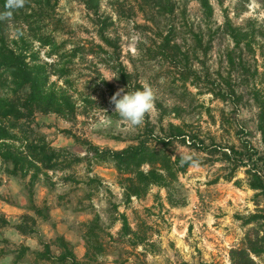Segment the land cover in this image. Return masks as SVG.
I'll return each instance as SVG.
<instances>
[{"label": "rangeland", "instance_id": "rangeland-1", "mask_svg": "<svg viewBox=\"0 0 264 264\" xmlns=\"http://www.w3.org/2000/svg\"><path fill=\"white\" fill-rule=\"evenodd\" d=\"M170 1L176 8V16L168 20L157 15L156 11L144 7L148 12L146 15L137 0H100V17L103 20L111 19L113 24L108 33L117 42L118 48L107 46L101 40L99 28L102 24L87 7L85 0H60L57 5L52 4L46 8L34 1L33 10L29 12L36 14L33 20L40 22L37 24L42 29L40 34L52 37L57 46L62 47L63 58L60 55L50 57V47L44 48L35 40H30L33 39V32L24 23L20 13L16 17L3 14L1 19L5 21V25L0 32V38L3 37L12 44L24 36L33 43L32 50L40 55L42 62L53 63L58 58L62 66L69 65L75 71L72 78L74 89L69 91L78 105L77 119L70 121L56 114L37 116L39 130L48 137L50 144L57 149H67L72 160H85L73 168L49 172L51 181L42 180L48 188L51 201L58 202L62 196L65 198L64 202L72 201L77 206L83 200L86 208L90 209L87 194L95 191L92 192L93 205L102 201L100 206L103 209L109 208L112 203L120 204L122 209L124 207L121 204L123 193L115 185L118 175L101 169L102 166L95 167L90 176L103 175V185L93 183L89 188L85 186L83 181L88 177L89 168L86 162L88 149L76 143L67 134L68 131L81 138L82 144L83 141H89L101 149L120 151L132 145L131 141L140 133L146 132L148 117L155 128L153 137H165L173 124L183 127L190 136L205 140L207 146H239L242 139L249 141L254 148L264 150L262 137L256 126L259 110L253 100L256 87L262 90L264 99V84H261L260 77L255 74L257 69L264 71V59L259 46L254 43L256 52L253 54L247 51L244 55L251 72L244 74L241 71H232V85L242 97L239 103L231 95L224 102L211 92H229L226 84V54L234 48V43L225 32L227 20L235 27L247 28L254 22L256 29L264 28L262 0H209L214 10L210 19L204 14L201 0ZM153 17L155 21L150 20ZM173 25L175 33L171 41L173 45L181 46L182 52H171L166 58L160 54V44L174 28ZM197 36L203 46H200ZM99 45L109 55L100 52ZM79 47L90 54L70 63V53ZM90 51H97L99 55H92ZM205 51H208L207 55ZM185 53H189L192 58L190 65L181 59ZM109 57L122 63L143 86H151L154 91V107L146 114L145 124L139 128H133L115 114L104 83L115 86L119 91L124 88L118 83L115 72L105 64ZM188 68H193L196 76H190L194 73L187 71ZM188 76L190 78L187 79ZM52 80L57 81L58 86L66 87L57 77ZM247 131L253 133V136L247 138ZM172 150L180 155L194 156L200 161L198 167H191L180 178L184 187L185 205L171 207L167 200L168 191L153 188V192L145 199L146 203L141 205L143 208L138 213L133 210L130 215V224L139 232L140 238L148 239V246L136 252L137 248L133 249L127 238L115 239L104 230L99 231L100 241L109 250L110 247L120 248L118 252L122 261L125 258L133 259L129 264H232L231 250L242 246L247 234L253 235L252 230L255 227L244 226L241 219L259 211L264 214V197L257 196L248 187L244 170L238 171L234 181H227V173L222 169V162L217 160L218 156L211 157L205 152L191 150L179 143ZM1 171L4 169L0 170V174ZM67 179L69 180L66 181ZM2 181L3 178H0V185ZM236 181H242V186H237ZM15 182L7 188L13 193L21 192L22 198L20 199L19 194L16 197L8 195L10 191L6 187L0 188V198L2 199L3 193L9 197L6 202L10 206H15L16 201H20L27 209L28 206H25L29 205L28 195L24 196V187ZM5 215L8 216L6 213ZM19 221L20 219L14 223ZM121 224L122 222L118 227ZM66 235L74 240L72 243L81 241L76 232L68 231ZM9 237L11 243L5 244L0 251L7 249L12 254H5L4 257L0 254V264H15L17 257L21 255L23 260L20 264H35L36 252L44 250L43 243L27 242L32 246L28 248L19 244L16 238ZM80 243L74 246V251L76 255L78 251L79 256L81 252L78 246L84 248L83 243ZM24 248L29 249L25 254ZM37 248L40 250H36ZM53 251L57 255L61 253L57 248H53ZM105 259L106 256L100 260L101 263L108 264ZM257 261L264 264V254Z\"/></svg>", "mask_w": 264, "mask_h": 264}, {"label": "trees", "instance_id": "trees-1", "mask_svg": "<svg viewBox=\"0 0 264 264\" xmlns=\"http://www.w3.org/2000/svg\"><path fill=\"white\" fill-rule=\"evenodd\" d=\"M34 1L39 6L46 8L51 7L52 4L57 5L60 0H24V5L20 8L8 7V0H0V32L5 25V21L1 19L3 14L16 17L20 13L24 18V23L33 32V39L30 40L33 42L35 40L44 48L50 47L52 49L50 57L61 56L62 47L57 46L52 37L40 34L42 29L37 27L40 22L33 20L36 14L29 12L33 10ZM139 1L141 10L146 15H148L145 9L147 7L148 10L156 11L157 15L168 20L176 16V8L170 0H137V2ZM85 3L102 24L99 28L101 40L107 46L118 48L117 42L111 39L108 33L109 27L113 24L111 19L103 20L100 17V0H85ZM262 4L264 7V0H262ZM201 6L206 17L212 18L214 10L210 1L201 0ZM146 17L149 18V16ZM154 18L150 20L155 21ZM173 27L164 42L160 44V54L166 58L171 52L176 54L182 52L181 46L172 44L171 39L175 33V26L173 25ZM225 32L234 43V48L226 54L228 65L226 84L229 86V92L226 94L211 92H214L224 102L231 95V98H234L235 101L238 99L237 103H239L242 97L237 94V90L232 85L234 73L232 71H241L244 74L251 72L250 64L246 62L244 55L247 51L253 54L256 52L254 43L259 46L264 59V28L256 29L254 22H251L250 27L247 28L235 27L228 19L225 24ZM196 38L199 40L198 36ZM30 40L22 36L20 40L10 44L5 38H0V170L3 168V172L9 178L15 179L24 187V194H27L29 198L27 210L30 212V214H25L18 223H11L0 216V224L3 227H11L29 237L39 233V220L46 222L51 220V208L47 205L39 207L34 201L38 185L42 184L44 179L47 182L51 181L49 172H58L62 168L70 169L85 161L81 158L70 159L71 154L67 149L55 148L49 143L48 137L39 130L38 115L56 114L70 121L77 119L78 105L69 91V89H74L72 78L75 76V71L69 65L62 66L61 60L58 62V58L54 59L53 63L42 62L40 55L32 50L33 43ZM199 44L203 46L200 40ZM98 50L109 55L102 45L98 46ZM90 52L92 55H99L97 51ZM207 52L205 51L206 55ZM86 54L90 53H86L84 48L79 47L70 53L68 58H70V63H73L74 60L85 57ZM113 59L115 60L114 57H109L105 64L115 72L118 83L124 88L125 93L144 87L122 63L115 62ZM181 59L188 65L192 60L189 53H185ZM187 71L194 73L193 68H188ZM255 74L260 77L261 84H264V71L260 72L257 69ZM190 76H196V73ZM54 77H57L58 81L64 82L66 87L58 86L57 81L53 82ZM104 84L111 98L119 91L107 82ZM261 92L262 90L256 87L253 100L259 110L256 126L257 132L262 137L264 149V99ZM146 122L147 124L144 123L146 132L140 133L131 141L132 145L120 151L101 149L89 141H83L82 144L81 138L70 131L67 132L76 143L88 149L86 159L89 166L88 177L83 181L86 187L89 188L93 183L100 185L104 183L100 177L90 176L95 167H112L118 174V184L123 190L125 205L131 204L134 199H146L153 188H159L168 191L167 200L171 207H182L185 205V201L183 199L184 187L180 178L189 171L191 166L188 164L180 166V160L185 155L177 154L172 150L179 143L191 150L205 152L211 157L218 156L217 160L222 162V169L227 173V181H234L238 171L244 170L248 187L255 191L257 196L264 197V150L260 151L254 148L249 141L242 139L239 141V146L235 144H228L225 147L215 146V144L207 146L205 140L200 137H192L183 127L173 124L170 125V131L165 137H153L155 128L148 117ZM246 136L250 138L253 133L247 131ZM197 160L199 161V159ZM242 184V181H236L237 186H242ZM48 187L51 191L53 190L49 185ZM92 192L87 194L90 209L86 208L83 200L76 206L72 201L64 202L65 198L59 197L62 208L70 213L75 214L88 210L93 215L95 214L92 221L82 224L80 227L82 238L87 247L84 260L78 258L71 242L64 236L58 235L55 241L42 242L44 250L36 252L35 264L42 262L45 264H103L100 260L108 255L109 248L100 241L99 231L107 232V229L113 227L118 221L123 225L121 237L127 238L133 249L139 246H148V239L140 238L139 232L132 229L127 215L119 213V204L112 203L108 208V221L103 219L98 212L94 213L96 207L92 203L94 194ZM110 192L112 191L110 190ZM241 220L244 221V226L255 225V227L252 230L253 235L248 233L242 246L231 250V262L232 264H259L257 260L264 254V214L259 211ZM53 248L59 249L61 253L55 254ZM26 251L29 249L24 248L23 254ZM22 260L23 255L17 257L15 264H20Z\"/></svg>", "mask_w": 264, "mask_h": 264}, {"label": "crops", "instance_id": "crops-1", "mask_svg": "<svg viewBox=\"0 0 264 264\" xmlns=\"http://www.w3.org/2000/svg\"><path fill=\"white\" fill-rule=\"evenodd\" d=\"M101 169H103L105 171H110L113 174L118 175L116 170L112 167H107V168L101 167ZM1 172H2V174H0V178H3V181H2V184L0 185V188L6 187V189L8 190L7 187L14 185L13 182H15L16 180L13 178H9L3 171H1ZM98 176L100 178L103 177V175H98ZM15 183H17V181ZM115 185L119 186L118 182H116ZM119 189L123 193L120 186H119ZM8 191H10V190H8ZM11 192L12 191L8 192L7 194L14 196V197L18 196V194H19L20 199L22 198L21 196H23V194L21 195V192H16V193H13V192L11 193ZM152 192H153V190H152ZM24 196H26V195L24 194ZM8 199H9V197L4 196L2 193V199L0 200V216L4 217L6 220H8L11 223H14V222H17L19 219H21L25 214H28V213L30 214V212H28V210L24 208V204H22V202L16 201L15 206H10L6 202ZM34 201H35L36 205H38L39 207H44L47 205L51 208V220L48 222L43 221V220H39L38 221L39 233L37 235L31 236V237L24 236L21 233H19L17 230H15L11 227H3L0 224V245H1L0 248H4L5 244L11 243V241H10L11 239L9 236L16 238V240H18L17 242H19V244L24 245L25 247H28V248H32V246L27 242L41 241L43 243H50L58 235L65 236L66 239L72 243V242H74V240H72L71 238H68V236L66 235V234H68V231H69V232H76L81 237L80 242L83 243L82 246L84 248H82L81 246H78V249H80L79 252H81V253L79 256V253L77 251V255H78V258H80V260L85 258L86 253H87V247H86V243H85L84 239L81 236L83 234H81V232H80V227L82 224L84 225L85 223H89L90 221H92L94 219L95 214L93 215L92 212H90L88 210H85V211H82L79 213H75V214L70 213L69 211L65 210L64 208H62L60 201H58V202H56L55 200L51 201V198L48 195V188L46 187V185L44 183L38 185V187L36 189ZM25 203L27 204V201ZM100 203H102V201H99L98 205H96V204L94 205L96 207V211L94 213L98 212L102 216L103 219L108 221V218H109L108 207L104 206L105 208L103 209V206L101 207ZM145 203H146L145 199H143V200L134 199L133 202L129 205H125L123 202H121L122 206H124V207L122 209L120 206L119 210L122 214L127 215L128 219H129V223H130V221H131L130 215H131L132 211L134 210V211H136V213H138V210L140 208H143L141 205H144ZM28 204H29V198H28ZM27 206H29V205H26L25 207H27ZM146 207H149V206H146ZM23 208L25 211L23 210ZM100 209H102V210H100ZM1 210L3 213H1ZM5 213L8 214V216L5 215ZM9 213H12L13 215H9ZM107 216H108V218H107ZM119 223H120V221H118L113 227L107 229V232L110 235H112V237L115 239L118 237H121V235H122L123 225L121 224L118 227ZM49 227H51L52 230ZM131 227L134 231H137L132 225H131ZM48 228H49V230H48ZM44 229H45V231H44ZM80 242L75 241V243H72V244H73V246H77V245L81 244ZM143 248H146V247L139 246L136 249V252L142 251ZM36 250H40V249L37 248ZM0 254H2L1 257H4L5 254H12V253L10 250L7 251V249H6L3 251H0ZM5 257H7V256H5ZM105 261H107L108 264H129L130 262H133V259L132 258H125L122 261V259L120 258L118 249L110 247L109 253L106 256Z\"/></svg>", "mask_w": 264, "mask_h": 264}, {"label": "clouds", "instance_id": "clouds-1", "mask_svg": "<svg viewBox=\"0 0 264 264\" xmlns=\"http://www.w3.org/2000/svg\"><path fill=\"white\" fill-rule=\"evenodd\" d=\"M23 5L24 0H8V7L20 8ZM111 103L114 105L115 114L122 121L133 128H139L143 125L146 114L150 113L154 107L155 94L151 86L148 85L126 93L121 89L111 98ZM185 164L198 167L199 161L191 155H186L180 160V166Z\"/></svg>", "mask_w": 264, "mask_h": 264}]
</instances>
